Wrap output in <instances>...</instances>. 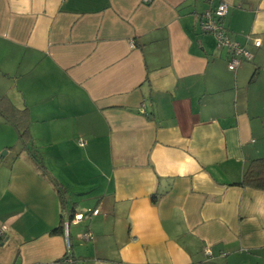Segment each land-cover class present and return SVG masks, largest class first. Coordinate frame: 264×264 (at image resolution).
I'll return each mask as SVG.
<instances>
[{
	"label": "crops",
	"instance_id": "0c3cea01",
	"mask_svg": "<svg viewBox=\"0 0 264 264\" xmlns=\"http://www.w3.org/2000/svg\"><path fill=\"white\" fill-rule=\"evenodd\" d=\"M221 2L233 71L200 25ZM0 96L31 136L0 115V264H264V190L237 184L264 157V0H0Z\"/></svg>",
	"mask_w": 264,
	"mask_h": 264
},
{
	"label": "built area",
	"instance_id": "2783aa9c",
	"mask_svg": "<svg viewBox=\"0 0 264 264\" xmlns=\"http://www.w3.org/2000/svg\"><path fill=\"white\" fill-rule=\"evenodd\" d=\"M149 1V0H145ZM227 12V5L224 2L215 7L213 11H206L200 16V25L203 31L211 33L215 40L218 47L226 48L228 52V61L227 67L229 70H235L239 63L244 60L251 59L250 52L245 48V46L241 45L239 42L232 40L226 32L225 26L223 24V18ZM260 40L258 38L253 39V44L255 46H260ZM82 143L81 141L79 142ZM92 213H98V209H94ZM87 216V214L78 213L73 216L71 220H65L62 224V236L64 238L65 247L67 257L65 260L72 261L69 257L68 253L70 250V231L69 227L71 222H78L82 218ZM3 234V227L0 228V236ZM82 237L88 239L90 237L89 232H85L82 234ZM209 253V252H207ZM77 264H81L80 261H77Z\"/></svg>",
	"mask_w": 264,
	"mask_h": 264
},
{
	"label": "trees",
	"instance_id": "16d2710c",
	"mask_svg": "<svg viewBox=\"0 0 264 264\" xmlns=\"http://www.w3.org/2000/svg\"><path fill=\"white\" fill-rule=\"evenodd\" d=\"M213 10H215V8L212 9L211 11ZM224 18H223V24H224ZM0 115L14 127L17 136L23 145H25L30 141L31 136L29 132V112L27 108H18L6 96H2V97L0 96ZM28 154H30V152ZM37 167L41 169L43 174L46 173L40 161H37ZM237 184L254 189L264 190V157L252 159L247 164L244 172L242 173L241 179ZM54 185L58 187L57 182H54ZM154 198L155 196H153V199ZM73 215L74 214L70 215L69 220H71V217ZM63 221L64 220H61L59 226H57L52 230L53 233L62 234ZM68 255L72 259V261H75L70 255V250ZM66 257H67V253L65 254L64 258Z\"/></svg>",
	"mask_w": 264,
	"mask_h": 264
},
{
	"label": "rangeland",
	"instance_id": "374dc122",
	"mask_svg": "<svg viewBox=\"0 0 264 264\" xmlns=\"http://www.w3.org/2000/svg\"><path fill=\"white\" fill-rule=\"evenodd\" d=\"M6 126V128H8V129H6V130H3V128H1V130L0 131H2V132H4V134H6V136L7 137H9V132H10V136H12V138H10L8 141H12L11 143H19L20 144V142L17 140V137H16V132L14 131V129H12V127L10 126V125H5ZM5 152V150H1L0 151V155L2 154V153H4ZM88 194V193H87ZM82 195H86V194H81V196ZM72 198V201H74V199H75V201H77V199L79 198H75V197H77V196H74L73 194H71L70 195ZM80 201V200H79ZM79 201H77V202H79ZM76 229H78V226H75V225H71L70 226V233H71V235H74L75 234V230Z\"/></svg>",
	"mask_w": 264,
	"mask_h": 264
}]
</instances>
